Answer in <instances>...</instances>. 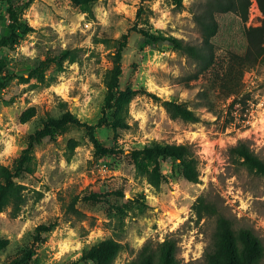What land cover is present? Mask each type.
<instances>
[{
    "label": "rangeland",
    "instance_id": "1",
    "mask_svg": "<svg viewBox=\"0 0 264 264\" xmlns=\"http://www.w3.org/2000/svg\"><path fill=\"white\" fill-rule=\"evenodd\" d=\"M25 3L15 0L13 6L21 10ZM206 3L92 0L90 13L71 0H34L25 8L23 17L33 31L13 48H0L7 69L18 76L0 92V164L11 167L49 117L68 110L83 122L98 123L107 93L103 74L112 66L123 33L129 39L120 89H129L132 97L121 113L107 110L105 123L96 128L109 153L96 155L87 131L75 126L36 144L34 170L16 178L26 187L25 204L17 217L10 209L0 213V238L7 240L0 264H11L27 251L30 256L21 264H94L86 252L111 237L124 245L114 264H126L146 241L166 237L178 240L183 262L202 264L214 220H197L192 206L200 195L215 202L236 227L252 228L264 239V176L250 173L228 154L241 141L264 160V59L244 73L241 102L228 110L231 99L220 102L214 75H198L197 65L183 52L168 44L149 45L136 31L163 30L199 44L195 14ZM8 8L0 2V35L9 22ZM216 19L212 42L223 65L230 53H244L246 27L259 26L264 15L252 0L247 23L232 12L218 13ZM64 50L71 55L63 58ZM41 67L42 75L32 74ZM205 91L220 104L217 113L200 97ZM165 100L185 104L200 121L172 119ZM31 107L34 115L22 122ZM118 116L123 122L115 129L111 123ZM155 140L193 144L200 161L198 180L186 179L173 159L161 160L165 180L159 188L139 175L130 152ZM42 224L55 226L39 235L36 228Z\"/></svg>",
    "mask_w": 264,
    "mask_h": 264
},
{
    "label": "trees",
    "instance_id": "2",
    "mask_svg": "<svg viewBox=\"0 0 264 264\" xmlns=\"http://www.w3.org/2000/svg\"><path fill=\"white\" fill-rule=\"evenodd\" d=\"M9 4V22L4 34L0 35V48L10 49L17 45L33 27L23 17L25 8H28L34 0H26L21 10L13 6L15 0H0ZM74 4L83 7L84 12L92 13V0H71ZM176 5H182L183 0H172ZM258 7L264 15V0H256ZM252 0H207L203 9L195 14V20L201 31L202 41L192 44L174 35L167 34L163 30L151 31L145 28H136L149 45L168 44L172 48L183 52L198 67L199 74L214 75L215 88L221 95L220 102L231 99L228 110L239 104L238 96L241 94L242 77L244 73L264 59V19L259 26H248L245 29L247 46L244 53H230L223 65L217 61L216 51L212 38L218 32V13L232 12L236 14L243 23L249 20V10ZM128 33H123L119 45L112 58V66L103 74V83L107 89L105 103L102 108L104 114L97 124L91 125L81 121L70 111H65L59 117H49L42 129L30 135L27 146L14 160L11 167L0 164V213L10 209V215L17 217L26 202V187L16 181L24 173L34 170V159L32 156L36 144L44 139L54 140L57 135L68 126L83 128L87 131L91 143L94 145L96 155L109 153V148H104L102 142L96 136V128L105 123L107 110L118 109L121 113L124 104L127 105L132 97L127 90L120 89V77L122 75L123 53L127 47ZM71 55L69 50L62 52V57ZM60 67V61L56 62ZM46 66L47 62H43ZM43 67L35 69L33 73L42 75ZM35 74V75H36ZM16 74L7 69L6 62L0 58V92L17 78ZM24 80L25 78L21 76ZM200 97L206 103L207 108L217 113L220 104L212 98L207 91L201 92ZM158 99V98H157ZM162 105L172 119H181L186 122H199L200 116L185 104L173 100H165ZM230 112V111H229ZM35 108L31 107L22 116V122L26 123L34 115ZM120 121H112L111 125L117 129ZM229 157L234 162L244 165L250 173L264 176V160L245 143L238 142L229 149ZM130 157L134 162L137 173L143 176L147 182L159 188L165 180L162 172L161 160L173 159L179 161L183 170V176L193 182L200 175V161L197 151L190 143H165L155 140L142 149L132 150ZM192 209L197 220L212 218L214 229L211 236V244L204 252L202 264H264V239L252 228L236 227L234 222L220 212L215 202L200 195L195 200ZM54 224H42L36 228L41 233L50 232ZM7 245V240L0 238V248ZM124 249L121 241L111 237L103 239L92 245L86 252L88 259L94 264H114L119 254ZM178 240L166 237L163 241L148 240L139 249L137 255L126 264H186L179 256ZM30 256L27 251L23 257L14 260L11 264H21Z\"/></svg>",
    "mask_w": 264,
    "mask_h": 264
}]
</instances>
